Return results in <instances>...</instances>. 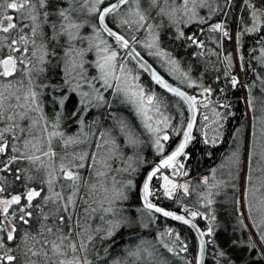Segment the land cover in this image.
I'll use <instances>...</instances> for the list:
<instances>
[{"label": "snow or ice", "instance_id": "obj_1", "mask_svg": "<svg viewBox=\"0 0 264 264\" xmlns=\"http://www.w3.org/2000/svg\"><path fill=\"white\" fill-rule=\"evenodd\" d=\"M147 2L150 8L158 9V14H167L170 19L179 14L182 19L186 18L185 22L207 23V19L199 17L198 9L207 7L209 15L215 11L208 0H180L179 6L171 12H166L161 6L168 4L169 0H147ZM122 8L124 11H121ZM244 8L249 12L252 25L246 31H261L264 28V0H244ZM5 10H12L15 15L7 14ZM81 14L94 18L96 24L93 27L98 25V32H106L108 36L113 37L120 48L129 50L128 54L134 59L140 56L131 47L129 39L109 27V23L115 25L119 17L121 27H131L135 24L137 30L144 28L147 25V16L140 7V0H0V173H2L0 175V264H93L92 260L88 259V253L89 245L93 244L95 237L88 221L98 211L111 214L113 217L119 214V210L111 206L104 208L103 203L97 201L95 197L102 188L105 199L111 200L112 203L122 201L127 199L125 189H130L132 186L131 180L117 182L114 176L111 178V187L108 186L110 173L120 171L112 168V164L119 158L117 155L119 146L110 138V133L102 132L98 137L93 133L90 137L81 129L77 136H66L60 130L62 113H57L53 121H48L38 102L39 93L34 90L33 71L40 72L43 69H34L29 65H33L34 61L43 64L49 55L47 43L42 42L37 46V37L46 38L48 33L45 29L50 28L53 33L52 43L65 39L67 45L65 55L68 57L69 65L74 68L76 65L73 53L76 50L72 48L71 42L78 38L79 30L83 27V24L75 22ZM151 30V26L148 25V31ZM209 31L221 32L223 36H229L223 23L210 25ZM179 35L182 37L183 33ZM187 39L197 47H203V42L199 41L195 34ZM131 40L139 43L136 36H132ZM154 46L155 38L152 43L144 44L146 48ZM101 52L103 55L97 62L101 71L99 79L108 88L113 86L110 83L112 79L124 81V86L117 83L116 93L122 94L124 102L134 108L135 115L140 118L144 128L155 137L156 151L163 154L162 141L170 139L165 132L170 126L169 118L161 111L163 101L155 93L147 94L144 88L136 83L138 77L126 73L123 63L117 64L118 53L106 42ZM145 64L146 62L141 63V67H145ZM117 70L120 76L116 75ZM145 70L147 71L148 68L145 67ZM183 75L187 76V73ZM152 78L169 93L184 100L193 112V116L182 133V142L174 151L161 159L148 174L142 188L144 209L149 215L152 212L161 213L165 217L190 224L191 222L184 216L157 207L151 203L149 197L153 195L150 183L161 169L172 168L173 175H187L180 171L184 166L177 162V158L185 155V148L192 139L198 101L196 97L172 87L155 71ZM231 82L233 87L239 83L235 77ZM68 83L70 84V80ZM189 86H192V82ZM72 90L75 91V88ZM203 91L211 94L212 89L204 88ZM94 95L97 101L103 100L98 90H94ZM81 97L80 104L91 103L88 99L89 93H81ZM66 99L67 97L60 99L61 106ZM249 103L251 104L252 101L250 100ZM33 113L37 115H32ZM155 116H159L160 119L155 120ZM21 121L27 122L26 125L22 126ZM119 127L120 131L127 135L130 145L138 143L127 121L121 119ZM132 170L130 166L122 169L125 172ZM10 174L13 177L12 181L8 180ZM161 178L164 182L162 188L165 196L171 198L178 188L185 194L188 192L187 183L177 184L167 175H161ZM250 180L251 175H247L246 182ZM15 181H19L26 191L4 198L8 185ZM31 182H37L39 190L37 187H30ZM204 182L207 183V180L205 179ZM34 200H37L36 204H33ZM94 204H99V207ZM14 205L17 207L13 208ZM9 209H12L11 213ZM260 211L264 213V208ZM34 213H36L35 217ZM196 215V212L191 213L192 217ZM14 219H18L24 225H29L35 219L39 223L36 235H33L31 230L24 229L17 239ZM49 221L51 224L48 223ZM127 222L122 216L109 221L105 236L101 239L115 235L117 229ZM261 223L264 224V219ZM191 227L196 228V225L191 224ZM95 231L99 232L98 229ZM211 232V228L207 232H200L201 258L205 247L203 238L205 235H211ZM163 235L165 234L162 233L161 236ZM166 235L171 236L172 230L169 229ZM176 238L179 239L178 236ZM260 240L264 242V234H261ZM13 241L16 243L13 247H9V242ZM144 243L141 241L134 250L127 253L132 264H138L143 259H154L156 264H167L163 253L157 256L158 250L150 251L143 246ZM159 243L167 252L174 253V249L163 239ZM180 251H186V246H182ZM13 252L17 254L13 255ZM115 264H128V259L123 262L117 260Z\"/></svg>", "mask_w": 264, "mask_h": 264}, {"label": "trees", "instance_id": "obj_2", "mask_svg": "<svg viewBox=\"0 0 264 264\" xmlns=\"http://www.w3.org/2000/svg\"><path fill=\"white\" fill-rule=\"evenodd\" d=\"M217 2H219L218 5H221L219 11L211 19L207 20V23L194 22L186 26L182 37L177 33L174 25L168 22V18H162V20L160 17L155 18L159 23L161 21L159 25H161L160 39L162 46L178 60L183 70L189 72L190 77L196 83V87L201 89L213 84L215 78H219L220 81L227 78L233 67L231 38L223 36L221 32H211L209 28L210 25L219 21H223L230 28L235 20L234 13L237 0H217ZM147 3V1H143L142 5L147 8L149 7ZM169 3L171 4V0H169ZM163 5L161 4L162 7ZM123 10L122 8L121 11ZM154 10H157V8ZM149 11L148 13H150ZM84 16L81 14L76 20L83 19ZM241 16L248 18L249 12L243 8ZM90 19L92 20L90 23H96L94 18L90 17ZM109 26L133 42L131 37L118 27L117 23L115 25L109 23ZM237 27L242 33L238 45H240L241 56L243 57L246 86L252 101V123L255 132L249 130L247 123L244 121L245 105L242 100L234 102L233 112L226 120L223 141L219 145H207L202 140L199 132V123L197 122L193 139L181 159L185 163L186 170L184 172L190 178L188 192L185 194L183 190H180L171 199L163 197L164 206L169 207L174 212L186 214L184 213L185 209L194 210L197 213L196 222L203 232H207L209 228L212 229L211 235H206L207 257L205 264H264V242L260 240L261 234H264V224L261 223V220L264 219V213L260 209L264 208V204L256 198L258 197V192L260 198L264 201V132H262V130L264 131V94L262 93L264 90V69L257 57L259 47L264 46V28L257 33H247L242 28L243 24L239 23ZM45 31L48 36L46 38L38 36L37 46L42 42L47 43L49 55L43 64L39 63V61H34L33 65H29V67L34 69H43L40 72L33 71L32 82L35 85L34 90L39 93L38 102L48 114L62 113L63 116L65 115L62 121L63 119L68 120L72 112L78 108L77 97L74 94H70L67 103L62 108L57 103L59 97L61 98L67 94L63 62L64 58H66V41L65 39H59L52 43L51 36L53 33L51 29L46 28ZM193 34L199 41L203 42V47H197L187 39ZM80 40L78 38L74 42L72 41V48H74L76 43L81 44ZM110 40L118 44L114 40ZM135 47L171 82L170 76L162 71L150 56L142 51L138 45H135ZM225 57H228V59H225ZM141 71L143 70L141 69ZM260 76H262L261 80ZM142 82L150 92L158 95L163 104L167 103L169 106L175 101L184 104L179 97L158 87L144 71ZM171 83L175 84L174 82ZM178 87L186 90L191 96L196 97V87L188 88L185 85H179ZM117 108L122 116L124 114L130 117L131 124L139 126V119L134 116L135 114L129 107ZM177 111L175 112L171 129H169L170 131L168 130L170 139L165 142L163 154L157 151H154V154L149 144L150 136L144 135V141L147 143L134 151L138 154V157L140 154L144 157L142 161L139 160V157L136 161L137 163H135V165L139 164L140 170L136 171L135 174L133 173L131 177L123 171L110 173L109 187H111V178L113 176L117 182H126V178L128 180L131 179V188L125 189L127 199L112 203L111 200L105 199L102 188L97 193L95 199L102 202L104 208L111 206L114 209H118L119 214L113 217L111 214L98 211L88 221V225L95 237L93 244L89 245L90 251L88 253V259L92 260L93 264H115L117 260L123 262L125 259H128V264H132L131 258L127 257V253L134 250L141 241L145 242L143 246L150 251L158 250L157 256L163 253L167 264H197L200 248L199 240L194 231L155 212L149 215L147 210L144 209L140 193L145 175L154 166L152 158L157 162L163 159L175 150L183 138L182 133L188 123V113L185 106L186 113L182 119L183 114H179L180 111ZM78 118L79 116L76 119L74 118L73 121L78 120ZM117 120L120 121V118ZM109 122L108 119L103 128H106ZM257 122H260V127H258ZM65 124V121L62 122L61 131L67 130L71 132L74 129L72 127L73 129L65 130ZM93 127L92 129L94 130L96 125ZM177 132L180 134L177 135ZM119 142H123L122 138ZM226 144H229L228 150H226ZM244 161L247 170L245 174V198L248 203V212L249 208H251V212L248 213L249 223L244 219L240 209L242 196L240 190L241 173ZM135 167L133 165L131 168L135 171ZM121 174H125L127 177L121 178ZM247 175H251V180L246 182ZM205 179L207 183L204 182ZM8 180H13L11 174L8 176ZM29 186L37 187L39 190L37 182H31ZM117 187H119V183H117ZM252 188H256L257 191L254 192ZM24 191L26 189L22 184L19 181H15L8 185V191L4 193V198H10L11 195L20 194ZM37 200H34L33 204H36ZM209 200H211V203H209ZM21 202L22 204L24 203L23 197ZM94 206L99 207V204H94ZM16 207L15 205L13 206V208ZM183 207L187 208L184 209ZM9 212L11 213L12 209H9ZM18 215L19 213L17 212ZM35 215L36 213H34V217ZM121 216L128 222L122 224L115 232V235L101 239V237L105 236V230L109 226L108 222L113 219H119ZM13 222L17 227V239L22 235V230L29 229L33 235H36V229L39 228V223L35 219L29 225H24L18 219H14ZM48 223L51 224V221ZM145 224L147 225L146 227L144 226ZM97 229L99 232L95 231ZM169 229L172 230L171 236L166 235ZM162 233L165 235L161 236ZM177 236L179 239L176 238ZM37 239H40V237H37ZM161 239L174 249V253L178 254L167 252L159 243ZM258 241L261 244L260 246ZM15 243V241L9 242V247H13ZM182 246H186V251H180ZM12 254L16 255L17 253L13 252ZM181 257L188 262L182 261ZM138 264H156V261L154 259H143Z\"/></svg>", "mask_w": 264, "mask_h": 264}, {"label": "rangeland", "instance_id": "obj_3", "mask_svg": "<svg viewBox=\"0 0 264 264\" xmlns=\"http://www.w3.org/2000/svg\"><path fill=\"white\" fill-rule=\"evenodd\" d=\"M143 1L146 2L147 0H140V7L144 11V14L147 16V25L144 28H140L139 30H137V26L135 24H133L131 27L129 26L121 27L119 25L120 18L118 17L116 20L118 27L121 28L122 31L126 33L128 36L130 37L136 36L137 41H139V43L133 42L134 45H138L142 51H144L148 56H150L153 59V61L158 65V67L161 68L162 71H164L167 75L170 76L171 82H174L175 85L177 86L185 85L188 88L196 87V83L194 79L190 77L189 72L187 70H183L178 60L174 58L172 54H170V52L164 46H162V42L160 39L161 37L160 36L161 27L160 26L161 25H159L161 24V21L159 23L158 21H156L155 18L160 17L161 20L162 18H168L169 20L168 22L174 25V27L177 29L178 34H180L181 32L183 33V30L186 26L194 22H197V21L185 22L186 18L182 19L179 14H176L172 19H170L167 14L165 15L158 14V9L154 10L156 8L151 9L149 7L147 8L144 7V5H142ZM208 2L211 4L212 8L215 9V11L211 13V15H209V9L207 7L198 9L199 17L207 19V20L211 19L217 13V11H219V9L221 8V5H218L219 2H217V0H208ZM179 4H180V0H171V4L170 3L166 4L167 7L164 4L163 7L165 8L166 12H171L175 7L179 6ZM132 6L135 7V5H132ZM243 8H244V0H237L235 13H234L235 20L230 28L227 27L226 23H224L223 21L216 22V23L224 24L225 29L229 32V37L231 38V42H232L233 67L230 70L229 72L230 74L227 76V78L228 77L230 78L231 76H233L239 81V83L235 86L236 89L233 92V94L230 95V97H225L224 100L220 101V103L228 105L226 109H220L219 107L214 106L213 102H210L209 104L212 105L213 109L210 111V113L208 111V113L206 114L208 118L205 119V116H204L203 118L197 119L199 120L198 123L200 122L199 132H202L201 138L207 145L209 144L219 145L223 141L226 120L228 116L232 114L230 113L231 111L229 110V106H231L233 109V104L237 100H242L244 102V105H245L244 121L247 123L248 129L255 132L254 125L252 123V120H253L252 107H251V104L249 103L250 93L248 92V89L246 86V79H245L243 59H242L243 57L241 56L240 45H238V41H239V38H241L242 33L239 31V27H237V25L239 23L243 24L242 28L247 33H251V32L246 31V29L252 26L250 22L251 21L250 15L248 18L241 16V12ZM148 10H150L149 11L150 13H148ZM5 11L7 12V14L15 15V13H13L12 10H5ZM90 17L91 16L85 15L83 19L81 18L80 20L75 21L76 23L83 24V27H81V29L79 30V36H78V38L81 39L80 40L81 44L76 43L74 45V49L76 51L73 53V56L75 57L76 66L73 68L71 65H69L68 57L64 58L63 60L64 68H65L64 76H65V85L67 88L66 89L67 94H65L61 98L67 97V99L65 100L64 104L61 106L59 103L61 98L59 97L57 99V103H58V106L62 108L67 103L68 96L70 94H74L77 97L78 108L72 112L68 120L63 119L62 121V118L65 117V115L64 116L62 115L60 119V124H62V122L65 121L66 123L64 125L65 130L74 127V129L72 128L73 130H71V132L70 131L68 132L67 130L64 131L66 136H77L81 132V129H83L84 132L88 133L90 137L92 136L93 133H95L97 137L102 132L106 134L110 133L111 134L110 138L114 139L116 141V144L119 146V153L117 154L119 158L116 160L115 163L112 164V168L120 170V171H115V172H122V169L129 168V166L133 167L134 165V167L136 166L135 171L134 170H132L133 172L123 171L124 173H127V175L131 177L133 176L132 175L133 173L135 174L136 171L140 170L139 164L135 165V163H137L136 161L139 159V157H140L139 159L140 161H142L144 158L143 155L141 154L138 157V154L134 151L136 149H140L141 147L145 145V143H147L144 141L145 139L144 135H147V136H150V139H149V144L151 146L150 148L152 152L155 154L154 152L156 151V147L154 143L155 137L152 136L144 128L143 123L138 116L134 115L136 118L139 119V124H138L139 126L137 127L135 124H131L132 121L129 119L130 118L129 116H126L124 114L122 116L120 114V111L117 107L119 108L129 107L135 114L134 108L131 105H129L127 102H124L123 95L122 94L118 95L116 93L117 83H120L121 86H124V81L123 80L117 81V80L112 79L110 80V83L113 86L108 88V87H105L103 84V81L99 79L101 75V71H100V68L97 66V62L100 61L101 56L103 55V53L101 52V49L105 46V42L107 45L111 46L112 50L117 51L118 53L117 64L119 65L120 63H123L126 73H130V76L138 77V80L136 81V83L141 85L147 94H153V93L150 92L147 86L143 84L142 82L143 71H141V68L139 67V65L125 52L123 48H120L118 44L112 42L109 39V37L106 36L102 31L98 32L99 26L96 25V27L94 28L93 25L96 23L94 22L90 23L92 21ZM5 23H7V21H5ZM148 25L151 26V29H152L151 32L148 31ZM153 38H155V46L152 48L144 47V44L152 43ZM157 53H161V54L157 55ZM257 57L260 62V65L264 69V46L259 47ZM172 61H175V63H172ZM184 73H187V76L183 75ZM116 75L117 76L121 75L118 70H117ZM261 77L262 76L259 77L260 80H261ZM215 79H219V78H215ZM69 80H70V84L68 83ZM190 82H192V86H189ZM263 84H264V78H263ZM77 85H79V87H77ZM73 88H75V91L72 90ZM196 88L197 89L195 91V95L197 98V96L201 95L204 92L203 91L204 88L202 89L199 87H196ZM205 88H211V86L207 85ZM94 90H98V92L103 96L102 101H97L95 99ZM263 91L262 93L264 94ZM84 92L89 93L88 99L91 100V103H85L82 105L80 104V100L82 99L81 93H84ZM185 106L183 103H179L178 101L173 102V104H169V106L167 103L165 104L162 103L161 111L164 113L165 116L169 118L170 126L167 129H165V132L167 134H168V130L171 129V124L175 117L176 110H178L177 112L180 111L179 114H183L182 119L185 117V113H186ZM41 109H42V113L44 117L48 121L51 122L55 119L56 114L54 115L48 114L45 108L42 106H41ZM75 112L76 114L73 115V113ZM187 113H188V110H187ZM217 113H219V115H217ZM32 115H37V114L33 113ZM78 116H79L78 120L73 121V119L74 118L76 119V117ZM118 118H120V120L123 119L127 121L129 128L135 134L138 140V143H136L135 145H130L128 143L127 135L120 131L119 121L117 120ZM108 119L110 121L108 126L106 128H103ZM154 119L159 120L160 117L155 116ZM20 123L26 125L27 122L21 121ZM94 125H96V127L93 130L92 127ZM258 127H260V122L258 123ZM262 132L264 131L262 130ZM121 138L123 141L122 143L119 142L121 141ZM165 142L166 141H162L164 145H165ZM228 147H229V144H226V150H228ZM263 158H264V154H263ZM152 161L154 164L157 162L154 158H152ZM178 163L183 164L184 167L180 171L184 172L186 170L185 163L182 160L179 161ZM246 173H247V170H246V164L244 161L243 170L241 173L240 190L242 192V196L240 200V209H241V213L244 216V219L247 221V223H249L248 203L245 198V192H246L245 191V174ZM177 175H178V178L182 180L181 184L187 183L189 187L190 178L187 177V175H180V174H177ZM120 176H122L121 178L127 177L125 174H121ZM126 180L128 181V178H126ZM252 189L254 192L257 191L256 188H252ZM180 190L182 189H179V191ZM257 196L258 197L256 198H258L262 202V199L260 198V195L258 194V192H257ZM183 208L185 209L187 207H183ZM185 210L186 211H184V213L186 214L184 215L186 216L191 215L192 212H195L194 210H190V209L189 210L185 209ZM195 217H197V215ZM195 221H196V218H195ZM260 245L261 244L259 242V246ZM181 260L185 261V263L188 262L183 257H181Z\"/></svg>", "mask_w": 264, "mask_h": 264}, {"label": "built area", "instance_id": "obj_4", "mask_svg": "<svg viewBox=\"0 0 264 264\" xmlns=\"http://www.w3.org/2000/svg\"><path fill=\"white\" fill-rule=\"evenodd\" d=\"M232 78H225L224 80L220 81L219 79H214L213 84H211V89L212 92L211 94L203 92L201 95L197 96V105H196V114H197V119L203 118L204 116L208 118L206 115L209 111L213 109L212 105H210V102H213L214 106L219 107L220 109H226L227 104L220 103L221 100H224L225 97H230V95L233 94L235 91V87L232 85ZM232 99V98H231ZM230 100V99H229ZM233 100V99H232ZM229 110L231 111L230 113L233 112V109L231 106H229ZM199 121V120H198ZM200 123V122H199ZM202 133V132H200ZM202 135V134H201ZM177 184H181V179L177 178L175 179ZM150 188L153 192V195L149 197V200L151 203L155 204L156 206L165 208L169 211L171 210L169 207L164 206V193L163 190L161 189V182L160 178L156 177L151 183H150ZM179 192V188L176 190L175 194ZM188 217L192 218L195 220L196 217H192L191 215H188Z\"/></svg>", "mask_w": 264, "mask_h": 264}, {"label": "water", "instance_id": "obj_5", "mask_svg": "<svg viewBox=\"0 0 264 264\" xmlns=\"http://www.w3.org/2000/svg\"><path fill=\"white\" fill-rule=\"evenodd\" d=\"M110 27V26H109ZM114 30V29H113ZM114 31H116V30H114ZM106 36H108V34L106 33V32H103ZM118 34H120L119 32H118ZM122 35V34H121ZM110 39H112V40H114L115 41V39L113 38V37H110V36H108ZM127 39V38H126ZM116 42V41H115ZM129 43H130V45H131V47H133L134 49H135V51L136 52H138L139 54H140V56L139 57H137V58H133L132 56H130L128 53H129V50L128 49H124L125 50V52L139 65V67L149 76V78L156 84V82H155V80L152 78V74H153V71H155L157 74H159L161 77H163V79H165L172 87H176V88H179L181 91H184L187 95H189V96H191L186 90H184V89H182V88H180V87H178V86H176L175 84H173V83H171L169 80H167L140 52H139V50L135 47V45H134V43L133 42H131V41H129ZM141 58H142V60H141ZM144 62H146V64H145V67H147L148 68V70L146 71L145 70V67H141V63H144ZM158 87H160V88H162V89H164L162 86H160V85H158V84H156ZM164 90H166V89H164ZM167 91V90H166ZM168 92V91H167ZM171 94H173V93H171ZM180 98V97H179ZM181 99V98H180ZM182 100V99H181ZM183 102H184V104L186 105V107H187V110H188V122L191 120V118H192V116H193V112L189 109V106H188V104L184 101V100H182ZM195 123H194V126H193V129H192V139H193V136H194V130H195V127H196V124H197V115H196V112H195ZM192 139L190 140V142L188 143V145L186 146V148H185V153H186V150H187V148H188V146H189V144L191 143V141H192ZM182 140H183V138H182ZM182 140H181V142H182ZM183 156L184 155H182V156H180V157H178L177 158V162L178 161H180L182 158H183ZM160 161L161 160H159L156 164H154V166L147 172V174L145 175V178H144V182H145V180H146V178H147V176H148V174L160 163ZM161 175H167L168 177H169V179L170 180H173L175 183H177L176 181H175V179L177 178V175H173V169L172 168H164V169H161V172L160 173H157V176H159L160 177V180H161V189L163 190V188H162V185H163V180H162V178H161ZM157 176H155V177H157ZM155 177H153V179L155 178ZM152 179V180H153ZM144 182H143V184H144ZM143 184H142V187H141V191H140V193H141V199H142V203H143V192H142V188H143ZM166 198H168V199H171V198H169V197H167V196H165ZM157 207H159V206H157ZM160 208H162V207H160ZM165 211H168V212H172V213H174V214H176V215H182V214H180V213H177V212H173V211H169V210H167V209H165V208H163ZM158 215H160V216H163L161 213H157ZM182 216H184L185 217V219H188L191 223L190 224H184L183 222H181V221H177V220H174V219H172L171 217H165V216H163V217H165V218H167V219H170V220H172V221H174V222H177V223H180V224H183V225H185V226H187V227H189L191 230H193L194 231V233L196 234V236H197V238H198V240H199V248H200V232H203L202 231V229L200 228V226L198 225V223L195 221V220H193L192 218H190V217H188V216H185V215H182ZM191 224H195L196 225V228H192L191 227ZM197 229H199V231H197ZM204 241H205V247H204V255H203V257L201 258V256H200V250H199V258H198V262H197V264H205L206 263V257H207V239H206V235L204 236Z\"/></svg>", "mask_w": 264, "mask_h": 264}, {"label": "bare ground", "instance_id": "obj_6", "mask_svg": "<svg viewBox=\"0 0 264 264\" xmlns=\"http://www.w3.org/2000/svg\"><path fill=\"white\" fill-rule=\"evenodd\" d=\"M157 177H159V176H157ZM160 178V177H159Z\"/></svg>", "mask_w": 264, "mask_h": 264}]
</instances>
